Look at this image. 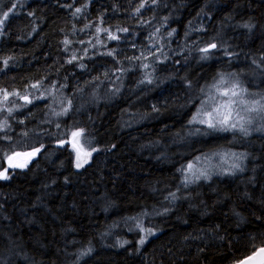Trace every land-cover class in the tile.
<instances>
[{
    "label": "trees",
    "instance_id": "trees-1",
    "mask_svg": "<svg viewBox=\"0 0 264 264\" xmlns=\"http://www.w3.org/2000/svg\"><path fill=\"white\" fill-rule=\"evenodd\" d=\"M218 84L264 104V0H0V172L39 149L0 180V264H235L263 249L264 113L248 134L192 122ZM74 132L91 152L79 169L59 146ZM222 154L238 166L186 177Z\"/></svg>",
    "mask_w": 264,
    "mask_h": 264
},
{
    "label": "rangeland",
    "instance_id": "rangeland-1",
    "mask_svg": "<svg viewBox=\"0 0 264 264\" xmlns=\"http://www.w3.org/2000/svg\"><path fill=\"white\" fill-rule=\"evenodd\" d=\"M229 86V83H228ZM230 87H225L222 84H218L212 89L210 93L201 101L195 115H197L198 110L201 112V115L197 117V122L200 119H208L204 113L212 112L213 118L218 119L217 113L213 111L214 108H216L218 105L223 104L224 101L228 99V97L222 96L221 92H223L226 89H229ZM244 90V89H243ZM236 91L240 92V90L236 89ZM246 91L240 92V95L237 97H233L232 99L236 100V104L233 105L234 111L232 113L231 123H237V129L241 131L240 125L243 124V127L247 130L246 132L241 131L243 134H248L251 129H257L259 128V125L261 123L263 113L262 110H259V105L256 106L257 110L249 111L248 109L252 107L253 102L256 100L249 101L245 97ZM25 98V103H29L28 97ZM240 99H243L246 101V104H240ZM262 105V101H260ZM221 112H225V109H221ZM238 113V115H237ZM194 115V116H195ZM241 117L243 119L241 120ZM199 123V122H198ZM207 126L206 124H204ZM231 128L227 126H221L218 125L217 130H230V129H236ZM78 135L74 136L73 133L69 137V139L63 143H61L59 146L61 148H67L70 149L75 157V167L79 169L80 167H77V164H81L82 166L86 164L90 160V156L88 153H91L89 150H87L83 143H82V137L79 132ZM38 151H27V152H21V153H15L11 156H9L5 162V167L0 173H4L7 178H0L2 181L8 180V178L11 176L12 172L14 170L24 169L31 161L34 159L37 155ZM31 154V155H30ZM11 158V159H10ZM216 160V161H215ZM86 161V162H85ZM240 161V157L235 154H222L220 156L213 157L210 155L209 157L200 158L194 163H190L193 165L191 169L188 168V165L184 169V173L188 179H208L210 177V164H217L216 166L219 167V169L225 171L228 170L227 168H234L238 166ZM11 165H26L23 167H14ZM220 165V166H219ZM81 166V167H82Z\"/></svg>",
    "mask_w": 264,
    "mask_h": 264
},
{
    "label": "snow or ice",
    "instance_id": "snow-or-ice-1",
    "mask_svg": "<svg viewBox=\"0 0 264 264\" xmlns=\"http://www.w3.org/2000/svg\"><path fill=\"white\" fill-rule=\"evenodd\" d=\"M77 11L79 12L80 9H77ZM8 13H4L5 18H7ZM113 39H115L116 37H112ZM212 48H215L216 45L213 44L211 45ZM205 52L208 51V49H204ZM223 83V81H221ZM236 88H238V85H233L232 88L226 89L223 92H221L222 96L228 97V99L226 101H224L223 104L218 105L216 108L213 109V111H215L217 113V116L219 117L218 119H214L213 118V114L212 112H207L204 113V115H206L208 117V119H200L198 122L201 124H206L207 127L209 128H217L218 125L221 126H227V127H231V128H236L237 127V123H231V118H232V113L234 111L233 105L236 104V100L232 99L233 97H237L240 95V92H243V89H240V92L236 91ZM240 104H246V101L243 99H240L239 101ZM259 105V110H264V105H262L260 103V101H254L252 107H250L248 110L249 111H253V110H257L256 106ZM221 109H225V112H221ZM201 115V112L198 110L197 115L193 116L192 118V122H197V117ZM238 115V113H237ZM243 119V117H241V120ZM241 127V131L246 132L247 130L243 127V124L240 125ZM74 136L78 135V133H73ZM36 151H39V149H37ZM31 155V154H30ZM88 155H91V153H88ZM11 159V158H10ZM86 162V161H85ZM14 167H23L26 165H11ZM81 164H77V167H81ZM193 167L192 164L188 165V168L191 169ZM0 178H4L6 179L7 176L4 173H0ZM149 233H151V230H148ZM144 239L140 240V244L143 245L144 244Z\"/></svg>",
    "mask_w": 264,
    "mask_h": 264
},
{
    "label": "water",
    "instance_id": "water-1",
    "mask_svg": "<svg viewBox=\"0 0 264 264\" xmlns=\"http://www.w3.org/2000/svg\"><path fill=\"white\" fill-rule=\"evenodd\" d=\"M207 49L212 50L214 48L209 46ZM235 264H264V248L253 252L252 254L244 257Z\"/></svg>",
    "mask_w": 264,
    "mask_h": 264
}]
</instances>
